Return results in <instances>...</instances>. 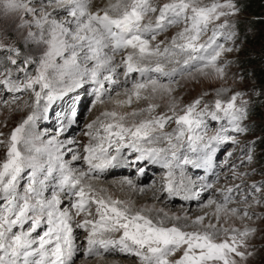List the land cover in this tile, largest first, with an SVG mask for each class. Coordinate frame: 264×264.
Segmentation results:
<instances>
[{
    "label": "snow or ice",
    "instance_id": "1",
    "mask_svg": "<svg viewBox=\"0 0 264 264\" xmlns=\"http://www.w3.org/2000/svg\"><path fill=\"white\" fill-rule=\"evenodd\" d=\"M240 11L237 0H102L95 6L93 0H0V88L11 94L0 103L28 109L8 133L0 132V264H75L81 251L100 259L118 251L139 264H247L256 232L248 224L251 209L264 205V166L261 180L242 185L257 172L251 165L260 137L240 148L239 166L231 162L232 149L222 162H231L230 175L240 184L214 185L217 152L249 133L252 101L224 86L212 100L203 93L181 105L172 95L180 77L224 80L231 61L223 56L239 47L229 42L237 38ZM85 83L92 85L93 105L123 85L124 99L114 103L131 111L100 112L84 126L89 141L74 150L69 146L77 141L60 138L67 131L63 120L53 132L37 130L36 122ZM252 91L264 96V86ZM164 97L165 110L157 112L153 101ZM133 98L146 106L132 107ZM125 149L163 169L160 187L142 185L141 193L189 200L214 189L199 205L211 213L190 217L137 207L97 190L92 181ZM189 165L204 175H190ZM121 183L136 188L127 176ZM78 229L86 233L83 245Z\"/></svg>",
    "mask_w": 264,
    "mask_h": 264
},
{
    "label": "rangeland",
    "instance_id": "2",
    "mask_svg": "<svg viewBox=\"0 0 264 264\" xmlns=\"http://www.w3.org/2000/svg\"><path fill=\"white\" fill-rule=\"evenodd\" d=\"M101 2L102 0H95L93 3L95 6L96 4H99ZM237 3L241 8L240 13L237 15V17H235L237 38L233 42L229 43L238 45L239 47L234 46L231 52H226L223 56V59L231 61V63L227 66L224 80L213 79L211 77H203L199 75H197L195 79L191 77H180L178 78L177 85L174 86L172 95L179 101L181 105H183L190 103L193 99L203 93L208 94L204 97L205 100H212L214 99L215 95L214 90L220 88L221 86L229 88L230 92L243 91L248 94L247 98L251 99L252 105L250 108L249 119L245 123L248 124L250 131L249 133L243 134L239 137L241 144L234 146L231 143H228L226 146L222 147L220 151L217 152L216 158L218 160H216L217 167L215 169V172L220 174V179L215 186L224 187L226 184H240L239 179L233 180L232 176L230 175L231 162H235L239 166V157L241 155L240 148L248 141L256 137H260L261 139L257 141V144L255 146V163L251 165V167L257 168V172L255 174L249 175L245 179V183L244 185H242V187L246 188L247 184L250 183V181L261 180L259 169L264 166V96L254 95L252 91L254 86L257 90L264 86V0H237ZM4 24L5 21L3 19H0V27H3ZM168 35H171V32H169ZM221 43H224V41L221 40ZM236 76H242L243 79H235ZM120 79L123 78L120 77ZM82 88V90L79 89L77 91L75 88L74 90L69 91L70 93H66L67 95L56 99L48 111V122H44L45 119L43 118L38 119L36 122V126L40 127L38 130L53 132L54 129L58 126V121L62 120V118L60 117V115H63L62 108H64L66 105L68 106L69 104L72 105L75 103H79L80 108L77 109L78 113L76 115V118H72L73 121L71 123V126L69 127L71 129L70 132L72 131L70 138L77 141V144L69 146L72 149H74V147L78 148L80 145L89 141V137L84 135V133L87 131L84 126L87 122L99 115L100 112L104 111L105 109L131 111V108L127 106L117 107V105L114 103V101L117 99H124L122 92L123 88H114L111 97H106L103 105L99 103L93 105L92 102L95 97L93 95L92 89H90L92 88V85L90 83H85ZM0 91L2 92L0 96L2 97V99H9L11 94L7 93L2 88H0ZM119 91L121 95L117 96L116 93ZM26 95L27 94H25V96ZM21 98L23 99L24 96H22ZM167 99V97H164L157 98L153 101L160 105V108L157 109V112L165 110ZM146 103L147 101L144 100H140L139 102H137L135 98H133L132 107H145ZM97 105L99 107L96 108ZM71 107L72 106H70L67 110L70 111ZM57 109L61 110L62 113L60 115L55 114V110L57 111ZM27 112V108L16 110L15 105H12V110H9L2 103H0V132L8 133L12 128L16 126L17 123H19L23 119ZM55 117H57L58 119H55ZM5 124L7 125L6 127ZM172 126L174 125H168L169 128ZM215 126V122H213L210 127L215 128ZM81 140H83V142ZM229 149H232L234 151V155L231 158V162L229 163V165L227 167H224L222 162L224 161L226 153ZM3 155L4 148L3 146H0V158H2ZM127 159L128 157H125V160ZM82 165L79 166L83 167ZM239 170L243 171L244 167H239ZM162 171L163 169L160 167L158 170L156 169L152 172L154 174L158 173L161 176ZM133 172L135 173V170L131 171V173H129L128 175L135 177L136 175ZM125 173L127 172L124 171L120 174H122V177L128 176ZM98 180L99 179L92 181L94 186L97 185ZM106 180L108 181L107 183ZM111 180L112 179H105V181L100 184L101 187L103 186L102 184H105L102 189H104L107 194L110 192L112 196L114 195L113 197L131 201L137 207L145 204L154 205L156 208H164L169 213L183 214V212H187L190 217H195L196 215H201L203 214V212L208 211L207 208L202 209L199 206L207 199L200 200V202L197 203L198 205L196 207L198 208H196V210L192 207L191 209H189V207L184 208V201L181 202L177 199L176 201H172V203H166L164 204L165 206H162L157 200L154 201V198H145L144 195L133 197L130 191H128L130 189L118 187L117 185L110 183ZM156 183L157 182L155 181V177H152V179L146 184L156 186ZM157 188H159L158 185ZM209 195L210 193L207 194V196ZM159 196H162V200L164 202L168 201L164 199V195L161 194ZM0 203H2V201H0ZM184 209L185 211H183ZM179 210H181V212H179ZM251 211L253 215L251 219L248 220V224L256 228V232L249 238V243L253 246L252 250L254 251V254L253 256L248 258L247 264H264V215H262L264 214V205H254ZM236 224L237 226H242L240 221L238 220L236 221ZM42 230L43 229L41 228L37 231L40 232ZM80 232L83 238L86 233L82 229H80ZM116 252H114V255H116L117 258L121 259L118 260V263L139 264L137 258L134 255L125 256L123 254V256L121 255V253L116 254ZM105 258L106 256L104 257V259ZM128 258L131 259L132 262ZM99 259L100 258H97L95 256L84 257L83 251H81L77 254L76 257H74L75 264H105L103 263L104 260L101 259L103 261L102 262L99 261ZM91 260H93L92 263L89 262ZM122 261H124L125 263H121Z\"/></svg>",
    "mask_w": 264,
    "mask_h": 264
},
{
    "label": "bare ground",
    "instance_id": "3",
    "mask_svg": "<svg viewBox=\"0 0 264 264\" xmlns=\"http://www.w3.org/2000/svg\"><path fill=\"white\" fill-rule=\"evenodd\" d=\"M95 0H93V2H94ZM83 85L81 86V87H79V88H76V91L77 90H82L83 88ZM120 88H123V86H121ZM121 91V90H120ZM119 91V92H120ZM82 92V91H81ZM1 94H2V92L0 91V96H1ZM71 95V94H70ZM85 98V97H84ZM83 98V99H84ZM106 98V97H105ZM70 106H72L71 107V110L69 111V110H67ZM97 107H99L98 105L96 106V108ZM78 109V108H80V104L78 103V104H69L68 106L66 105L64 108H62L63 109V113H64V111L67 113V115H69L68 116V118H70V120H71V117H73V116H76V114L78 113V110H76L75 111V109ZM54 109V108H53ZM62 112H61V110H59V109H57V111L55 110V114H58V115H60ZM58 117V116H57ZM57 117H55V119H58ZM69 120V121H70ZM48 122V118L47 119H45L44 120V122ZM43 124V123H42ZM36 128H37V130L40 128L39 126H36ZM40 131V130H39ZM72 134V131L69 133L68 132V129H67V131H65L64 133H62V136H61V139H66V138H70V135ZM89 139V138H88ZM82 142H83V140H81ZM77 144V143H76ZM77 147H74V150L76 149ZM126 150V149H125ZM124 150V152H123V155H122V157H121V159L119 160V162L118 163H116V164H114V165H112V166H110V167H108V168H106L104 171H103V173H101L100 175H99V180L97 181L98 183H97V185L95 186V187H97L98 188V190L99 189H102V187L105 185V184H102L103 186L101 187V183L102 182H104L105 181V179H112L111 180V182L110 183H113L114 185H117L118 187H121V188H124V189H130V190H128V191H130V193L132 194V196L134 197V196H141V195H144V197L145 198H148V197H150V199H153L154 201H158V202H160V205H162V206H165L164 204H166V203H172V201H176V199L177 200H180L181 202H182V200H181V198H179V197H174V198H171L170 200H168V201H163L162 199V196H159V199H157L156 197H154L153 196V192L151 191V190H147V191H145L144 193H141L140 191H139V187L140 186H142V185H147L146 183H148L151 179H152V177H155V181L157 182L156 183V186H154L155 188H157V185H158V187H160V175L157 173H153L152 171H155L156 169L158 170V165H152V164H148V168H147V172L148 173H145L143 176H139L136 172L134 173L136 176L134 177V176H131V175H128V173H125V174H127L128 176L127 177H129V178H131V179H133L134 181H135V183H136V188H129L127 185H125V184H122L121 183V179L123 178L122 177V174H120V173H122V170L120 169V165H123V160H124V158L127 156V153H126V151ZM133 154L132 155H135V153L134 152H132ZM68 158V157H67ZM79 165H82V163L81 164H79ZM78 165V166H79ZM83 167H86V166H84V165H82ZM189 167V166H188ZM188 172V171H187ZM190 174V173H189ZM222 175V174H221ZM123 176H125V175H123ZM149 176V177H148ZM114 179V180H113ZM108 181L106 180V183H107ZM214 187H216L215 185H214ZM158 189V188H157ZM107 192H109V191H107ZM210 194H214L213 192H214V189L213 190H209L208 191ZM208 192H201V193H199V195L197 196V195H194L191 199H189V203L188 204H186V203H183L184 204V208H188L189 207V209H191V207L192 208H195V210H196V208H198V207H196L198 204L197 203H199L200 202V200H204V199H207L208 198V196H207V194H209ZM108 194H110V195H112L110 192L108 193ZM158 195H161V194H158ZM114 196V195H113ZM138 198V197H137ZM123 200H126V199H123ZM149 200V199H148ZM63 201H64V203H67L66 201H67V199H66V196H64L63 197ZM153 201V202H154ZM167 208H169V207H167ZM180 209H182V208H180ZM208 209V212L209 213H211V209H209V208H207ZM183 211H185V209L183 210ZM179 212H181V210H179ZM76 235H77V243L78 244H84V239L82 238V234H81V232H80V229H78V230H76ZM115 253L113 252V253H108V254H105V256H106V258L104 259H102V260H104V262L101 260V259H99V261H102L103 263H105V264H120V262L118 263V260H121V259H119V258H117L116 257V255H114ZM116 254H119V252L117 251L116 252ZM107 255H108V257H107ZM110 255H112V256H110ZM121 255H123L122 253H121ZM124 256V255H123ZM85 257V256H84ZM125 258V257H124ZM129 259V258H128ZM130 261H131V259H129ZM85 261H87V260H85ZM95 261V260H94ZM89 262H93V260H91V261H89ZM124 261H122L121 263H123ZM132 262V261H131ZM96 263V262H95ZM125 263V262H124Z\"/></svg>",
    "mask_w": 264,
    "mask_h": 264
},
{
    "label": "trees",
    "instance_id": "4",
    "mask_svg": "<svg viewBox=\"0 0 264 264\" xmlns=\"http://www.w3.org/2000/svg\"><path fill=\"white\" fill-rule=\"evenodd\" d=\"M248 61H250V60H248Z\"/></svg>",
    "mask_w": 264,
    "mask_h": 264
}]
</instances>
